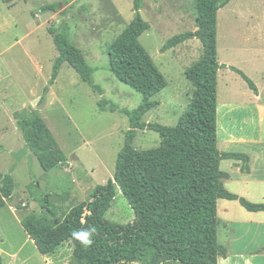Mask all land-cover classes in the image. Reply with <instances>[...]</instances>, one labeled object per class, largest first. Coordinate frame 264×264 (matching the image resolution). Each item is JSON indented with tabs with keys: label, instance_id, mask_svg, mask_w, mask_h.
I'll return each mask as SVG.
<instances>
[{
	"label": "rangeland",
	"instance_id": "rangeland-1",
	"mask_svg": "<svg viewBox=\"0 0 264 264\" xmlns=\"http://www.w3.org/2000/svg\"><path fill=\"white\" fill-rule=\"evenodd\" d=\"M65 1L68 4H61L57 13L41 12L45 5ZM140 14L150 26L140 43L168 83L153 98L159 105L143 121L173 127L193 91L184 71L199 59L202 46L192 39L165 53L160 49L171 37L196 30L194 0H143ZM132 18V0H0V174L9 173L14 166L11 175L15 183L11 200L0 209V264H73L68 244L44 260L20 220L30 213L39 214L45 198L54 214L50 218L62 220L73 206L89 200L95 186L112 180L129 119L118 111L111 112L109 104L101 109L99 103L105 100L128 111L142 103L141 95L119 82L108 68V47ZM48 28L68 30L72 44L95 69L93 83L101 94L64 63L39 104L57 57ZM263 57L264 0H231L217 14V59L221 65L231 64L246 71L244 74L261 90L262 101L264 74L259 66L262 68ZM218 75L221 116L228 105L242 108L253 101L255 96L238 75L228 69L218 70ZM28 108L38 110L64 152L63 166L45 172L35 156L26 151L13 115ZM226 122H221L218 150L237 153L242 150L240 144L223 147L224 129L230 128ZM159 144V136L152 131L138 132L133 141L137 150L154 149ZM231 165L232 160H223L220 170L230 175V181L222 183L234 194L240 187ZM225 205L229 206L228 218ZM239 209L234 201L217 203L218 243L226 249L231 236L226 239L224 227L227 222L242 219ZM133 218L127 200L118 191L105 219L126 225Z\"/></svg>",
	"mask_w": 264,
	"mask_h": 264
},
{
	"label": "trees",
	"instance_id": "trees-1",
	"mask_svg": "<svg viewBox=\"0 0 264 264\" xmlns=\"http://www.w3.org/2000/svg\"><path fill=\"white\" fill-rule=\"evenodd\" d=\"M230 1L194 0L196 30L171 37L160 49L165 53L192 39L202 46L199 59L184 71L193 87L189 104L176 125L169 127L143 121L159 105L153 98L168 83L140 43L141 35L150 28L140 14L143 0H132V20L108 47V68L119 82L141 95L142 103L128 111L100 101L101 109L109 104L111 112L118 111L129 119L113 178L95 186L89 200L73 206L62 220L51 219L54 214L46 198L40 203L39 214L30 213L20 220L39 255L52 256L68 244L73 264H218L227 251L218 243L217 202L237 201L247 212H264V205L227 192L222 183L228 178L220 170L222 160L241 161L242 171L248 170L249 161L244 154L221 153L217 147V72L225 68L217 59V14ZM61 4L68 2L45 5L41 12L57 13ZM47 32L53 38L57 57L39 104L44 102L64 63L101 94L93 83L95 69L72 44L68 30L48 28ZM229 69L257 94L249 78L233 67ZM13 118L26 151L35 156L43 171L65 164L66 156L38 110L24 109L14 113ZM141 131L155 132L159 146L135 149L133 141ZM13 170L14 166L9 173L0 174V209L13 196ZM118 191L134 214L133 221L126 225L105 219ZM93 225L97 231L91 246L82 247L72 238L74 231Z\"/></svg>",
	"mask_w": 264,
	"mask_h": 264
},
{
	"label": "crops",
	"instance_id": "crops-1",
	"mask_svg": "<svg viewBox=\"0 0 264 264\" xmlns=\"http://www.w3.org/2000/svg\"><path fill=\"white\" fill-rule=\"evenodd\" d=\"M262 61H264V57ZM229 65L231 64L223 65L225 66L224 69L230 70L229 67H233L239 71L241 70ZM259 70L260 73L264 74V62L262 68L259 66ZM242 73L247 75L244 70H242ZM240 79L244 84L245 81L242 78ZM217 80H219V75ZM245 85L247 86L246 83ZM256 90L257 94L252 91L255 96L253 101L242 108L228 105L224 107L222 116L220 115L221 107L217 102V137L219 138L221 122L226 119L228 121V123L226 122L227 126H230V128L224 129L223 147L240 144L242 150L237 153L244 154L249 158L247 171H242L243 163L241 161L232 160L233 165L231 167L236 174L237 184L240 187V190L233 193L240 198L244 197L246 201L252 204L264 205V101H262L261 90L257 87ZM232 113L233 115H231ZM227 175L228 178L223 180L230 181V175ZM234 202L239 204L237 201ZM228 207V205L223 207L225 214L228 213ZM239 210L243 212L242 219L227 222L226 228L224 227L226 239L231 236V240H226L228 243L230 242L227 245V254L225 258L218 259V264H264V212H247L241 206ZM228 217L230 216L227 214ZM46 259L47 257H44V260Z\"/></svg>",
	"mask_w": 264,
	"mask_h": 264
},
{
	"label": "clouds",
	"instance_id": "clouds-1",
	"mask_svg": "<svg viewBox=\"0 0 264 264\" xmlns=\"http://www.w3.org/2000/svg\"><path fill=\"white\" fill-rule=\"evenodd\" d=\"M96 231L94 225L89 226L86 230L74 231L72 233V238L77 240L82 247H88L92 245Z\"/></svg>",
	"mask_w": 264,
	"mask_h": 264
}]
</instances>
